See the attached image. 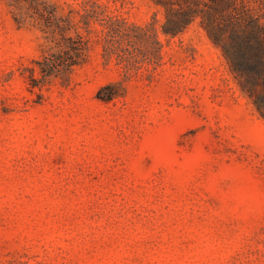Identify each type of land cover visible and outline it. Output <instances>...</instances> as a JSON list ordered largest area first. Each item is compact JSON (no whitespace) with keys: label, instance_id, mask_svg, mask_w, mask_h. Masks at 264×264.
<instances>
[{"label":"rangeland","instance_id":"374dc122","mask_svg":"<svg viewBox=\"0 0 264 264\" xmlns=\"http://www.w3.org/2000/svg\"><path fill=\"white\" fill-rule=\"evenodd\" d=\"M200 1L0 0V264H264V49L205 28L264 0Z\"/></svg>","mask_w":264,"mask_h":264},{"label":"trees","instance_id":"16d2710c","mask_svg":"<svg viewBox=\"0 0 264 264\" xmlns=\"http://www.w3.org/2000/svg\"><path fill=\"white\" fill-rule=\"evenodd\" d=\"M184 3V9L182 11V16L184 21L188 22L192 18L194 12H197L199 5L201 4L200 0H180ZM210 9L205 11L207 13L208 20L219 21V16H224L230 18L233 15L231 8L233 5L227 3L226 0H214V3L209 4ZM251 24L246 28V30H240L233 25L222 24L217 26L218 31L214 30L211 27H205L208 35L214 42L219 43L220 46L225 48L228 52L239 53L241 58L234 59V65L238 66L237 68H244V70L252 71L259 70L258 68L252 67V65L247 61L246 49L251 47L253 40L264 49V36L262 35L263 26L258 23L254 17L249 16ZM232 23V22H231ZM261 62L264 60V55H261ZM262 64V63H261ZM246 68V69H245ZM241 70V69H240Z\"/></svg>","mask_w":264,"mask_h":264}]
</instances>
